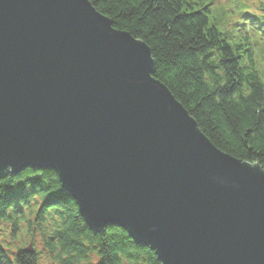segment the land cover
<instances>
[{"label": "water", "instance_id": "95a60500", "mask_svg": "<svg viewBox=\"0 0 264 264\" xmlns=\"http://www.w3.org/2000/svg\"><path fill=\"white\" fill-rule=\"evenodd\" d=\"M155 67L90 0H0V175L57 172L93 230L161 264H264L263 168L217 148Z\"/></svg>", "mask_w": 264, "mask_h": 264}, {"label": "trees", "instance_id": "16d2710c", "mask_svg": "<svg viewBox=\"0 0 264 264\" xmlns=\"http://www.w3.org/2000/svg\"><path fill=\"white\" fill-rule=\"evenodd\" d=\"M147 43L164 83L223 152L264 170V0H90ZM219 16V18H218ZM40 233L48 264H161L117 226L93 230L51 169L0 175V264H39L2 242L7 223Z\"/></svg>", "mask_w": 264, "mask_h": 264}, {"label": "rangeland", "instance_id": "374dc122", "mask_svg": "<svg viewBox=\"0 0 264 264\" xmlns=\"http://www.w3.org/2000/svg\"><path fill=\"white\" fill-rule=\"evenodd\" d=\"M226 2L222 0L221 2ZM252 3H257V0H250ZM224 2V3H225ZM219 18V16H218ZM30 228L28 227L27 222H23L21 227L16 232L15 235L11 234V227L5 223L2 226V242L5 248L9 251L10 254H13L17 248L25 247L33 251H37L40 261L39 264H48L50 262L47 252L44 250L43 242L40 236V233L30 234Z\"/></svg>", "mask_w": 264, "mask_h": 264}]
</instances>
